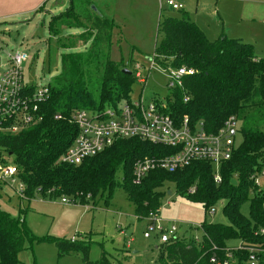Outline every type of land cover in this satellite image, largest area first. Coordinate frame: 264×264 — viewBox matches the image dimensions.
<instances>
[{"label":"trees","instance_id":"1","mask_svg":"<svg viewBox=\"0 0 264 264\" xmlns=\"http://www.w3.org/2000/svg\"><path fill=\"white\" fill-rule=\"evenodd\" d=\"M92 5L91 0H69L66 9L48 22L56 48L70 51L61 54L60 71L48 83L50 97L40 105L41 121L17 133L0 131V161L13 157L17 178L24 185L19 197L29 201L35 195L43 199L64 196L84 204L100 196L107 203L113 189L121 187L137 219H144L150 212H159L166 194L161 187L173 183L178 193L200 203L206 211L225 201L222 212L228 224L201 223L200 242L193 236H177L160 243L158 264H214L210 262L213 252L224 259L223 249L230 243L253 248L257 264H264V191L252 179L264 168V132L260 129L264 121V58L258 59L251 44L236 38L221 35L210 41L183 10L179 17H165L159 24L162 40L155 46V63L163 69L194 71L183 77L181 87L168 89L164 111L175 119L188 115L192 124L201 121L210 132L230 116L239 122L242 141L230 159L221 163L220 183L214 182L213 169L206 161H193L173 172L152 170L134 183L132 166L137 159L173 151L139 138L119 139L79 164L61 163L60 157L77 134V127L68 121L70 113L98 112L129 102L135 81L131 70L123 72L132 61L124 66L110 58L113 19L96 12L95 6L96 10L91 9ZM63 28L85 31L63 38ZM79 40L90 42L88 48L71 51ZM185 95L188 101H184ZM56 113L64 118L56 120ZM120 170L123 177L118 183L115 176ZM244 203L249 204L247 217L240 211ZM33 241L54 243L59 257L80 253L81 264H112L104 252L99 260L91 261L84 239L71 242L32 235L20 215L14 217L0 207V264H20L18 253ZM247 260V251L232 252V264H247Z\"/></svg>","mask_w":264,"mask_h":264},{"label":"rangeland","instance_id":"2","mask_svg":"<svg viewBox=\"0 0 264 264\" xmlns=\"http://www.w3.org/2000/svg\"><path fill=\"white\" fill-rule=\"evenodd\" d=\"M176 1L184 5V12H189L193 16L195 0ZM207 1L210 6L205 7L203 11L200 10L199 14L203 16L204 23L211 25L215 31L217 30L213 19H216L215 5L217 3L219 5L222 3L220 6L224 7L226 3H229L233 10V15L231 13L229 17L232 22L238 21V9H244L247 12L253 10L252 12L257 13V17H254L255 25L262 26L264 0ZM56 2V0H51V5H56ZM91 2L92 6L96 7V12L114 21L109 50L110 58L123 62L124 66L129 65L130 61L136 62L144 66L145 72L154 56L155 46L162 40V34L158 30L159 24L165 17H179L181 14L180 11L169 10L165 7L160 9L159 0H91ZM199 2L200 0L198 1L200 5ZM68 4L69 0H63V6L67 7ZM52 16L55 15L43 12L32 14L24 22L10 19L0 23V47L9 54L14 50H22L28 55L27 61L23 63L25 84L49 83L60 71L61 54L70 51L58 50L56 38L49 35L48 22ZM217 19L222 23L219 18ZM84 31L83 29L63 28L61 37L77 36ZM207 34L209 37L212 36L209 35L210 33ZM64 40L66 42V38ZM89 43L83 44L79 40L77 47L71 51H85ZM262 44H264V39ZM253 46L257 55L264 52L261 50L264 49V45L253 43ZM261 56H264V53ZM6 67L7 59L0 54V76ZM166 83L165 70L155 63L144 88V97L147 100H154L164 108L165 103L161 99H164L168 93ZM141 90L142 86L134 81L131 85L129 100L137 101ZM260 129L264 132V121ZM236 141L238 144L242 141L240 132ZM10 160L12 161L13 157H10ZM115 177L117 182L121 183L122 171H118ZM260 178L261 189L264 191V176ZM17 185L16 181L12 186ZM11 188L0 185V206L14 217L20 215L32 235L51 236L64 241L84 239L89 246L91 261L99 260L104 252L112 264H158V257L161 254L160 234L152 232L150 237H144L143 233L148 221L145 218L137 219L133 204L127 199L121 187L113 189L107 203L103 201V197L96 196L94 200L89 199L84 204L74 198L69 199L75 204L73 202L64 204L60 197L43 199L38 195L28 201L21 199ZM161 190L166 194L161 199L159 217L165 229L169 225H175L177 235L200 238L202 230L198 225L201 223L228 224L222 212L225 201L214 204L215 212L210 214L200 203L193 202L186 195L178 193L173 183H165ZM240 211L247 217L249 204L241 205ZM81 257L80 253L74 252L59 257L54 243L33 241L31 244L26 243L25 248L18 253L17 260L20 264H81Z\"/></svg>","mask_w":264,"mask_h":264},{"label":"built area","instance_id":"3","mask_svg":"<svg viewBox=\"0 0 264 264\" xmlns=\"http://www.w3.org/2000/svg\"><path fill=\"white\" fill-rule=\"evenodd\" d=\"M162 7L173 11L183 9V5L176 0H159ZM0 54L6 57L7 67L0 76V131L17 133L29 126L41 121L39 113L40 105L50 97V88L47 84H25L23 81V63L28 55L22 50H14L12 53L5 52L0 47ZM153 58L145 72V68L132 62L129 70L134 79L142 86L139 98L134 102H123L116 107H108L98 112L88 110H76L70 113V123L77 127V134L72 144L66 149L59 161L66 164H79L83 159L94 156L111 146L119 139L139 138L141 140L172 148L170 153L157 156L145 157L137 160L132 166V181L139 183L152 170L160 169L173 172L184 168L193 161H206L213 169V180L220 183V165L230 159L237 145L239 122L235 116L228 117L215 131H207L203 122L192 124L188 115L175 119L160 107L154 100L144 97V88L147 79L155 63ZM192 69L167 68V89L182 86L183 77L193 75ZM31 87V88H30ZM30 88V89H29ZM29 89V90H28ZM184 101L188 97L184 96ZM163 103V104H164ZM56 120L63 119L61 113L54 115ZM264 176V168L252 175L254 185L261 189V178ZM0 181L9 185H18L14 190L18 196L23 195L24 185L17 178L15 164L10 159L0 161ZM194 190L192 187L189 192ZM62 203L74 201L64 196L60 197ZM210 214L215 212L213 206L208 209ZM145 219L148 221L143 233L144 237H150L152 232L160 234V243L168 242L177 237V226L169 225L164 228L159 212H150ZM201 229V225H198ZM263 233V230H261ZM196 242L201 238L193 236ZM71 242L75 239H71ZM216 251V246H212ZM245 250L248 252L247 264H257L255 251L251 247L237 245L223 249L224 259L220 260L215 252L210 257L214 264H232V252Z\"/></svg>","mask_w":264,"mask_h":264},{"label":"crops","instance_id":"4","mask_svg":"<svg viewBox=\"0 0 264 264\" xmlns=\"http://www.w3.org/2000/svg\"><path fill=\"white\" fill-rule=\"evenodd\" d=\"M195 1H196L195 11L192 12L193 16H191L189 12H187V14L189 15L190 19L204 32V34L210 41L217 39L221 35H225L229 38L235 37L236 39L249 43L252 46L253 43L264 45L262 44V40L264 39V21H262L261 23L262 26L255 25L254 17H257V13L252 12L253 10L247 12L244 9L241 10L238 9V21L232 22L229 20V17L231 13L233 15V10L232 8H230L229 3H226V6L224 7V6H220L222 3H220L219 5V3L215 1V4L217 3L215 5L216 19L215 20L213 19L215 28L217 30L215 31L211 25H209L208 23H204L203 16H200L199 14L200 10L203 11L205 7L208 8L210 4L208 3L207 0H200L199 2L200 5L198 4L199 0H195ZM65 8L66 7L63 6V0L61 2H56V5H51V0H0V23L7 22L10 19L18 20L19 22H24L25 19H29V17L32 14L43 13V12L48 15H58L61 12H63ZM198 8L200 9L197 12ZM40 9L43 10L41 11ZM184 9L185 7L183 5L182 10ZM217 18H219V20H221L222 23H220ZM207 33H210L209 35L212 36L209 37ZM253 49L258 59L264 58V56H261L263 55L264 52H261L259 53V55H257L254 46ZM261 50L264 51V49ZM1 184L6 185L10 188L13 187L11 189L15 188V186H11L5 182L0 181V185ZM187 236L183 235L179 237H187ZM234 246H237V244L230 243L228 245V247H234Z\"/></svg>","mask_w":264,"mask_h":264},{"label":"water","instance_id":"5","mask_svg":"<svg viewBox=\"0 0 264 264\" xmlns=\"http://www.w3.org/2000/svg\"><path fill=\"white\" fill-rule=\"evenodd\" d=\"M61 1H62V0H57V2H61ZM91 9H93V10H96L94 6H91ZM123 72H128V73H131V71H130V70H128V69H123ZM231 182H232L233 184H235V183H236V181H235V180H232Z\"/></svg>","mask_w":264,"mask_h":264}]
</instances>
